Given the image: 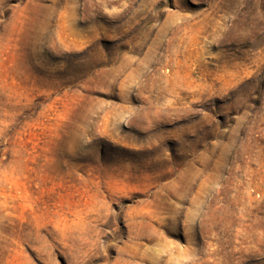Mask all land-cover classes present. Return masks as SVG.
<instances>
[{
  "label": "rangeland",
  "instance_id": "rangeland-1",
  "mask_svg": "<svg viewBox=\"0 0 264 264\" xmlns=\"http://www.w3.org/2000/svg\"><path fill=\"white\" fill-rule=\"evenodd\" d=\"M0 264H264V0H0Z\"/></svg>",
  "mask_w": 264,
  "mask_h": 264
}]
</instances>
